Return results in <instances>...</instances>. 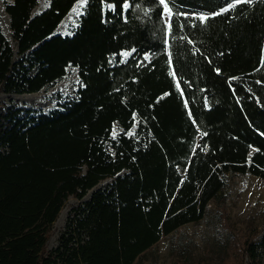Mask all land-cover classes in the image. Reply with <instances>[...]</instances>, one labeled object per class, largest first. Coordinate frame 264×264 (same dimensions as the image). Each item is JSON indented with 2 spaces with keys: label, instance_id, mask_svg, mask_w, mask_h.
Segmentation results:
<instances>
[{
  "label": "trees",
  "instance_id": "obj_1",
  "mask_svg": "<svg viewBox=\"0 0 264 264\" xmlns=\"http://www.w3.org/2000/svg\"><path fill=\"white\" fill-rule=\"evenodd\" d=\"M75 1L5 3L0 92H37L70 65L79 85L48 114L0 108V264H135L201 220L229 174L264 179V0H87L54 33ZM108 177L46 250L67 197ZM245 245L256 264L264 237Z\"/></svg>",
  "mask_w": 264,
  "mask_h": 264
},
{
  "label": "rangeland",
  "instance_id": "obj_2",
  "mask_svg": "<svg viewBox=\"0 0 264 264\" xmlns=\"http://www.w3.org/2000/svg\"><path fill=\"white\" fill-rule=\"evenodd\" d=\"M8 1L10 0H0V8L1 5L5 8ZM48 3L49 0H43L34 13L44 9ZM85 4L80 2L77 9L70 13L69 18L67 17L62 25L56 26L54 33L70 34L71 28L76 27ZM3 33L6 34L4 31ZM8 39L13 43L11 36ZM78 85V68L70 65L61 79L37 91L38 93L0 92V108L6 104L48 114L51 110L60 108L62 102L76 97ZM121 131L118 123L113 122L110 136L114 139ZM126 134L136 136V121ZM105 146L108 152L114 154L111 143L105 141ZM123 172L125 170L119 173ZM111 182L110 177L100 180L81 199L72 195L67 197L61 208L65 209L63 221L60 225L56 224L57 215L48 233L46 250L58 245L61 233L66 230L69 214H74L73 208L78 210L79 206L91 197L93 191ZM262 237H264V179L249 172L243 175L229 174L221 194L208 204L201 220L182 225L173 233L162 236L135 264H246V242ZM259 257L256 264H264V252Z\"/></svg>",
  "mask_w": 264,
  "mask_h": 264
},
{
  "label": "bare ground",
  "instance_id": "obj_3",
  "mask_svg": "<svg viewBox=\"0 0 264 264\" xmlns=\"http://www.w3.org/2000/svg\"><path fill=\"white\" fill-rule=\"evenodd\" d=\"M42 1L43 0H40L39 1V4L35 7V9H38L40 7V5L42 4ZM80 2H81V0H76L73 3V5L69 9L68 13L59 21L57 27L60 26V25H62L66 21L67 17L70 15V13L74 12L77 9L78 4ZM8 22H9V16H8L5 8L1 5V8H0V25H1L2 29H3V31L6 33L5 35L8 36L7 38H10V36H9ZM57 27L55 28V30L57 29ZM35 93H38V92H35ZM64 215H65V209H61V211L59 212L58 217H57V219L55 221L56 224H59L60 225L62 223V221H63L62 219H63Z\"/></svg>",
  "mask_w": 264,
  "mask_h": 264
},
{
  "label": "snow or ice",
  "instance_id": "obj_4",
  "mask_svg": "<svg viewBox=\"0 0 264 264\" xmlns=\"http://www.w3.org/2000/svg\"><path fill=\"white\" fill-rule=\"evenodd\" d=\"M237 3H240L241 0H236ZM81 3H86V0H81ZM160 3L163 4L164 0H160ZM233 7V5H229V8ZM222 11H227V9H222ZM201 19H206V17H201Z\"/></svg>",
  "mask_w": 264,
  "mask_h": 264
},
{
  "label": "water",
  "instance_id": "obj_5",
  "mask_svg": "<svg viewBox=\"0 0 264 264\" xmlns=\"http://www.w3.org/2000/svg\"><path fill=\"white\" fill-rule=\"evenodd\" d=\"M34 10H35V6L32 8V10H31V15H33L34 14ZM5 35V34H4ZM5 37L7 38V36L5 35ZM7 40L10 42V40L7 38Z\"/></svg>",
  "mask_w": 264,
  "mask_h": 264
}]
</instances>
